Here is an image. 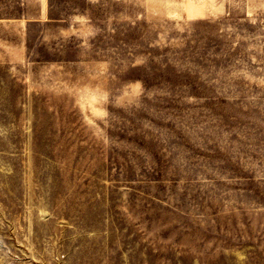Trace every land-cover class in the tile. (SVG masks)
Returning <instances> with one entry per match:
<instances>
[{"label": "rangeland", "instance_id": "374dc122", "mask_svg": "<svg viewBox=\"0 0 264 264\" xmlns=\"http://www.w3.org/2000/svg\"><path fill=\"white\" fill-rule=\"evenodd\" d=\"M43 1L0 49V264H264V0Z\"/></svg>", "mask_w": 264, "mask_h": 264}, {"label": "crops", "instance_id": "0c3cea01", "mask_svg": "<svg viewBox=\"0 0 264 264\" xmlns=\"http://www.w3.org/2000/svg\"><path fill=\"white\" fill-rule=\"evenodd\" d=\"M15 1V0H14ZM24 6L25 12L20 17L6 15V10L11 8V0H0V49L6 51V37L11 33H16L19 37L26 34L27 26L31 22H42L44 18L50 16L52 5L45 6L43 0H32L34 7H30L27 0H18ZM16 2V1H15ZM15 28V30H12ZM6 54H3L5 57Z\"/></svg>", "mask_w": 264, "mask_h": 264}]
</instances>
